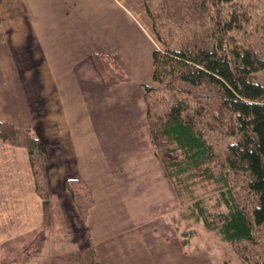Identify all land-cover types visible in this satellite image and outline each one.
I'll list each match as a JSON object with an SVG mask.
<instances>
[{
	"label": "trees",
	"instance_id": "obj_1",
	"mask_svg": "<svg viewBox=\"0 0 264 264\" xmlns=\"http://www.w3.org/2000/svg\"><path fill=\"white\" fill-rule=\"evenodd\" d=\"M143 3L164 50L151 53V81L156 86L142 83L141 87L146 96L160 88L167 97L163 109L148 116L150 139L171 181L197 178L213 185L209 194L213 203L203 197L192 199L188 213L185 205L181 217L200 223L223 243L254 246L259 238L264 239V18L254 15L252 6L236 5L233 0H156L154 8L150 0ZM157 25L163 34L169 27L186 28V38L179 47L170 45ZM246 32L250 39L243 37ZM94 60L106 85L129 81L118 57L95 54ZM175 82L185 85L188 94L198 95L199 101L207 100V110L204 103L189 106L176 97ZM203 126L230 138L220 160L216 161ZM0 141L26 149L45 216L49 208L47 147L32 129L1 119ZM166 146L180 157L176 160ZM232 175L241 176L242 188L234 186ZM66 187L86 218L93 206L89 187L81 178L67 180ZM45 224L44 217L24 250L0 264H25L38 255L46 243ZM192 237L193 233L186 234V245ZM235 254L246 264H264L255 263L244 252Z\"/></svg>",
	"mask_w": 264,
	"mask_h": 264
},
{
	"label": "rangeland",
	"instance_id": "obj_2",
	"mask_svg": "<svg viewBox=\"0 0 264 264\" xmlns=\"http://www.w3.org/2000/svg\"><path fill=\"white\" fill-rule=\"evenodd\" d=\"M130 1L135 6L137 28L131 26L129 21H125L113 8L104 9L96 6L95 14V28L101 29V32L95 34L96 45L102 43L110 49L120 46L121 50H118V53L123 55L121 56L126 62L125 64L120 57L111 54L122 61L129 78V81L125 82V87H119L120 91L138 83L154 85L148 78L149 67H151V62L149 67L147 63L148 52L150 51L151 57L153 49L164 50V46L155 36L152 20L146 13L143 0ZM150 2L154 8L156 0H150ZM233 2L236 5L242 3L244 6L246 4L252 6L253 14L264 18V0H233ZM229 6L231 5H225L224 8ZM7 26L8 18L2 15L0 41L6 40ZM160 27L157 25L170 45L179 47L186 38V28L180 31L177 27H169L163 34ZM243 37L250 39L247 32ZM0 68L3 69L1 65ZM12 70L33 75L38 72V67L32 64L27 66L18 64ZM4 72L10 75V72ZM137 87L135 85L134 89ZM159 89L147 96L144 95L143 109L142 105L138 108L139 102L136 101V96L133 99L128 98L125 103L121 97L119 100H114L105 114H101L105 116L104 128L95 130L96 137H99L101 142H96V147L99 146L104 151L103 157L110 163L112 172H125L131 180L127 181L129 184L126 185V193L125 189H122V196L119 199V203L126 205V208L121 210V216L119 217L113 209H109L108 214L105 211L107 218L104 219L105 215L100 216L88 224L85 223L87 217H82L74 205L84 224L76 220L78 218L71 217L69 207L65 208L63 219L61 211H57L60 220L54 216L56 208L51 206L53 193L52 188H48L46 173L49 208L45 216L43 213V218L45 217L46 220L44 235L45 239H48V246L45 248V243L43 250L25 264H90L91 262L96 264H239V258L235 254L237 250L239 253L244 252L245 255H249L255 263L259 261L264 263V239L259 238L251 247L243 243L230 245L221 242L216 234L206 231L200 223L182 219L181 214L185 210V205L187 214V207L192 199L203 197L209 204L213 203L212 195L209 196L210 193L213 194V185H207L197 178L171 181L165 173L161 155L148 133V116L149 118L156 116V113L163 109L167 98ZM187 90L185 85L175 82L173 94L186 101L189 106L196 105L198 102L204 103V110H207L208 101L204 98L199 101L198 95L192 96L187 93ZM194 90L206 92L204 89ZM0 119L13 122L2 114ZM203 132L212 144L217 156L216 161L220 160L230 138L223 137L219 132L210 131L206 126H203ZM165 149L171 150L169 146ZM19 150L17 149L12 157H7L9 152L0 149V262L12 260L21 253L40 230L42 224V222L37 223L41 198L34 189L31 169L28 172L26 165L24 164L25 167H23L21 160H18L22 155ZM169 152L174 156L171 151ZM178 157L180 156H174L176 160ZM241 181V176H231V182L236 188H242ZM50 183L54 188L56 187L55 180ZM182 184H186V188ZM174 188L178 189L179 193H176ZM135 190L140 191V195H134ZM139 198L142 201L141 208L137 203ZM182 202L186 203L182 204ZM54 218L57 223H53ZM187 233L190 235L193 233V237L186 245ZM102 236L105 239H102ZM240 260L245 262L243 259Z\"/></svg>",
	"mask_w": 264,
	"mask_h": 264
},
{
	"label": "crops",
	"instance_id": "obj_3",
	"mask_svg": "<svg viewBox=\"0 0 264 264\" xmlns=\"http://www.w3.org/2000/svg\"><path fill=\"white\" fill-rule=\"evenodd\" d=\"M96 6L116 9L125 21L137 28V14L130 0H0V17L8 18V35L0 41L3 67L0 68V110L3 108L0 114L17 126L32 129L48 148L46 173L48 188H52L51 206L56 208L55 217L59 218L60 210L62 219L65 218L64 210L69 207L71 217L83 223L66 181L81 178L86 183L93 199L85 221L88 224L100 216L107 218L109 209L120 217L121 210L126 208L119 203L122 189L126 193L127 181H131L125 172H112L110 163L103 157L104 151L96 147L95 143L101 142L95 130L104 128L105 124V116L101 114L120 97L125 103L136 96L138 108L144 107L142 83L135 84L139 86L137 89L130 85L129 89L120 91L119 87H125L126 83L106 85L95 65V54H115L126 64L123 55L118 53L120 46L110 49L102 43L96 45L95 34L101 32L95 28ZM150 62L149 51L148 67ZM18 64L35 65L38 72L32 75L13 71ZM149 69L151 80L152 67ZM0 149L9 152L7 157L20 149L22 155L18 160L30 172L25 148L0 142ZM52 180L56 181L55 188L50 183ZM136 194L140 195V191L135 190ZM137 203L141 208L140 198ZM39 206L37 223L41 224L42 202Z\"/></svg>",
	"mask_w": 264,
	"mask_h": 264
}]
</instances>
